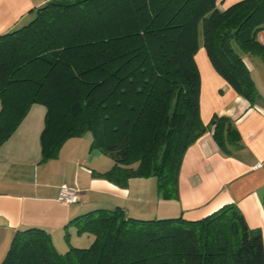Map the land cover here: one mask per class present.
I'll use <instances>...</instances> for the list:
<instances>
[{"label": "trees", "instance_id": "1", "mask_svg": "<svg viewBox=\"0 0 264 264\" xmlns=\"http://www.w3.org/2000/svg\"><path fill=\"white\" fill-rule=\"evenodd\" d=\"M262 28L264 0L223 10L217 0H46L0 33V145L42 103V159L89 134L90 149L113 161L93 175L122 187L154 176L158 194L176 199L183 153L198 137L212 131L226 152L241 145L231 118H200V35L215 70L254 104L244 58L264 59ZM69 224L91 243L59 252L45 229L29 227L15 232L0 264H264L260 231L233 203L197 220L98 207Z\"/></svg>", "mask_w": 264, "mask_h": 264}, {"label": "crops", "instance_id": "2", "mask_svg": "<svg viewBox=\"0 0 264 264\" xmlns=\"http://www.w3.org/2000/svg\"><path fill=\"white\" fill-rule=\"evenodd\" d=\"M46 0H0V33L28 22L34 9ZM239 0H217L226 9ZM264 45V28L257 33ZM200 87V118L227 116L241 136L239 147L224 151L206 131L184 151L178 172V197L152 200L150 177H134L122 187L103 177L112 163L90 149L89 134L68 138L55 157L42 159L41 133L46 108L33 103L16 129L0 145V263L17 230L45 229L59 252L69 246H88L93 236L78 234L68 222L93 208L115 206L136 218L182 217L200 219L226 204H236L250 228L258 229L264 242V59L244 58L258 93L251 104L213 67L205 48L195 53ZM259 163V166H255ZM147 179V180H146ZM62 184L79 190L78 201L58 199ZM152 202V203H151ZM148 204H151L150 208ZM67 225V227H66ZM69 240L65 239V232ZM65 251H62V250Z\"/></svg>", "mask_w": 264, "mask_h": 264}, {"label": "built area", "instance_id": "3", "mask_svg": "<svg viewBox=\"0 0 264 264\" xmlns=\"http://www.w3.org/2000/svg\"><path fill=\"white\" fill-rule=\"evenodd\" d=\"M260 164L257 163L255 166H259ZM79 191L68 187L65 184L60 186V193L58 199L66 202V203H74L78 201Z\"/></svg>", "mask_w": 264, "mask_h": 264}, {"label": "rangeland", "instance_id": "4", "mask_svg": "<svg viewBox=\"0 0 264 264\" xmlns=\"http://www.w3.org/2000/svg\"><path fill=\"white\" fill-rule=\"evenodd\" d=\"M37 1H39V0H37ZM200 44H199V47L200 46H202V38H201V35H200ZM103 157H102V159L103 160H107V161H109V162H111L112 164H113V161H112V159L110 158V157H108V156H106V155H102ZM151 179V182H152V184H151V190H149L148 192H147V196L151 199V201H153L152 200V197L153 198H155L156 197V193H157V185H156V178L154 177V176H151L150 177ZM147 180V179H146ZM74 189V188H73ZM77 190V189H76ZM79 191V190H78ZM152 203V202H151ZM150 206H151V204H148V207H146L147 209L148 208H150ZM130 215H132V214H130ZM62 251H65L64 249L62 250Z\"/></svg>", "mask_w": 264, "mask_h": 264}]
</instances>
